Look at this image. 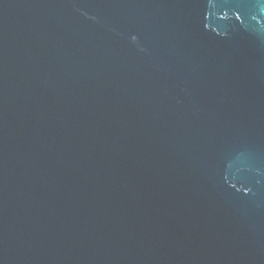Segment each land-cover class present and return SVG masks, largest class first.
<instances>
[{
	"label": "water",
	"instance_id": "95a60500",
	"mask_svg": "<svg viewBox=\"0 0 264 264\" xmlns=\"http://www.w3.org/2000/svg\"><path fill=\"white\" fill-rule=\"evenodd\" d=\"M0 264H264V0H0Z\"/></svg>",
	"mask_w": 264,
	"mask_h": 264
}]
</instances>
